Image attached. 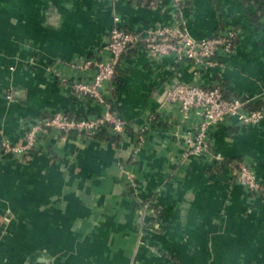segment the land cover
Segmentation results:
<instances>
[{
	"label": "crops",
	"instance_id": "1",
	"mask_svg": "<svg viewBox=\"0 0 264 264\" xmlns=\"http://www.w3.org/2000/svg\"><path fill=\"white\" fill-rule=\"evenodd\" d=\"M138 1L0 0V264H26L36 251L53 264H264V122L214 127L209 153L182 161L175 127L197 119L182 121L165 101L182 83L218 86L264 109V0H191L182 9ZM115 17L135 33L159 25L195 39L230 31L234 50L203 68L130 46L104 106L74 84L90 82L91 62L108 58ZM105 107L127 122L124 134L47 129L27 152L1 149L2 140L23 145L41 118L97 117ZM240 164L255 171L259 193L237 183Z\"/></svg>",
	"mask_w": 264,
	"mask_h": 264
},
{
	"label": "built area",
	"instance_id": "2",
	"mask_svg": "<svg viewBox=\"0 0 264 264\" xmlns=\"http://www.w3.org/2000/svg\"><path fill=\"white\" fill-rule=\"evenodd\" d=\"M191 0H172L175 6L182 9ZM235 36L233 32L223 31L217 36L195 39L185 30L177 26H155L144 33H135L126 30L115 17L110 28L104 51L108 58L91 62L95 67L90 82H76L74 89L81 95L88 96L99 104H104L103 90L117 71L124 52L134 45L148 52L153 58H173L175 63L190 62L196 66L209 68L214 65L213 58L220 52L230 53L234 50ZM9 100L12 99L8 95ZM167 103L179 107L181 120L197 119V123L189 127L179 124L175 127L174 136L181 139L183 148L182 161L190 157H202L210 151V131L224 123H234L241 127L258 126L264 122V109L252 110L245 107V102L239 98H228L221 88L213 86L204 88L186 84H177L165 96ZM128 127L127 122L107 107L97 117L77 119L64 113L56 112L50 118L32 122L27 128L23 145H12L8 140H2L1 149L5 152L20 153L31 150L44 130H53L59 133L78 131L88 139H94L102 130L107 129L113 134H124ZM145 129H141L138 136L140 143L145 141ZM237 183L251 194L260 191V182L253 168L247 164H240L235 172ZM129 188L134 193V182L128 181ZM141 213L151 216L153 211L148 201H141ZM150 208V209H149ZM145 227V226H143Z\"/></svg>",
	"mask_w": 264,
	"mask_h": 264
},
{
	"label": "water",
	"instance_id": "3",
	"mask_svg": "<svg viewBox=\"0 0 264 264\" xmlns=\"http://www.w3.org/2000/svg\"><path fill=\"white\" fill-rule=\"evenodd\" d=\"M53 264L54 258L49 256L46 252L36 251L26 258V264Z\"/></svg>",
	"mask_w": 264,
	"mask_h": 264
},
{
	"label": "trees",
	"instance_id": "4",
	"mask_svg": "<svg viewBox=\"0 0 264 264\" xmlns=\"http://www.w3.org/2000/svg\"><path fill=\"white\" fill-rule=\"evenodd\" d=\"M154 0H140L138 2H142L145 5H150ZM251 108L252 110H258L260 108V106L257 105H252V104H247V108ZM3 151V150H2ZM4 152V151H3ZM225 163H223L222 165H224ZM220 165V167L222 166ZM219 167V166H218Z\"/></svg>",
	"mask_w": 264,
	"mask_h": 264
}]
</instances>
